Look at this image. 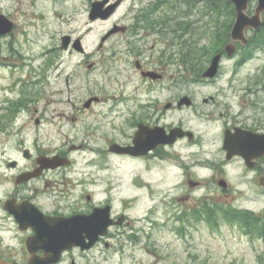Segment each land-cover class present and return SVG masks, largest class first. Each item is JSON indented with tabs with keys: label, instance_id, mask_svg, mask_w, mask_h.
Segmentation results:
<instances>
[{
	"label": "flooded vegetation",
	"instance_id": "1",
	"mask_svg": "<svg viewBox=\"0 0 264 264\" xmlns=\"http://www.w3.org/2000/svg\"><path fill=\"white\" fill-rule=\"evenodd\" d=\"M12 1L29 2V14H46L34 10L39 0ZM83 1L86 14L97 1H104L102 10L119 2L110 14L128 4L124 14L134 21L108 37H119L122 43L115 42L107 58L110 66L128 59L125 66L132 74L119 95L86 90L79 106L68 102L69 110L58 98L45 101L41 92L34 99L29 71L17 77L22 82L18 97L0 99V264H29L31 256L45 254L44 248L29 251L34 216L80 223L95 212L96 223L109 221L92 248H67L55 264H80L83 253L98 248L118 254L128 246L137 248L149 226L157 224L152 217L156 209L167 210L177 235L200 225L241 232L242 220L245 226L253 222L256 198L264 200V26L248 30V41L233 43L231 53L226 51L229 35L211 48L195 47L199 54L191 55V32L184 45L178 28L168 39L163 35L170 31L175 12L170 7V15L160 13L167 0ZM151 14L169 20H150ZM88 31L76 37L62 34L69 43L64 50L60 37V48L72 53L79 39V63L93 72L98 63L90 61L92 54L85 49ZM93 45L95 51L103 47ZM215 55L217 69L206 76ZM74 91L81 89L75 86ZM39 97L44 106L33 107ZM48 112V122L57 117L69 129L59 128L57 140H30L27 127L30 134L35 132L47 122ZM78 114H84L83 127L90 126L81 138ZM86 114L93 115L87 125ZM146 200L151 204L144 210ZM90 224L75 227V239L90 241Z\"/></svg>",
	"mask_w": 264,
	"mask_h": 264
},
{
	"label": "rangeland",
	"instance_id": "2",
	"mask_svg": "<svg viewBox=\"0 0 264 264\" xmlns=\"http://www.w3.org/2000/svg\"><path fill=\"white\" fill-rule=\"evenodd\" d=\"M173 5L177 11L174 10L170 31L163 35L168 39L171 30L178 28V34L182 32L184 45L191 32L192 39L187 41L188 53L191 55L199 54L195 47L211 48L217 42L215 38L218 31H221L217 26L224 27L233 18V14H224L223 11L221 14L211 13L206 0H169L159 10L160 13L169 14ZM255 5L256 0H250V11H253ZM86 6L87 3L83 0L58 3L39 0L35 3L34 10L46 14H29L27 1L0 2V12L14 22L12 32L0 37V99L5 96L18 97L22 82L20 83L17 77L26 76L28 71L29 79L37 81L36 86H29L30 95L36 99L37 93L41 92L45 101L48 96L50 100L58 98L64 103L66 110H69V101L79 106V100L84 97L86 90L98 89L116 96L124 90L126 76L132 74V69L125 66L128 59L124 64L119 62L110 66L107 58L114 43H122L119 37L109 39L98 51H95L96 46L93 42L98 46L100 38L114 24L130 25L134 21L131 16L127 17V14H124L128 4H122L109 18L95 21H90L89 14L84 12ZM56 9L59 14H53ZM160 18V14H151L148 17L150 20L158 21ZM168 20V17H165V21ZM86 30L89 31L84 37L85 49L92 54L90 61L98 63L93 72L84 70L79 63L82 56L77 51L69 53L60 48L62 34L70 33L76 37ZM191 44L193 47L189 48ZM183 45L180 47L185 50ZM182 69L179 62V73ZM75 86L81 89V92L74 91ZM54 92L58 93L54 96L52 94ZM35 106H44V100L40 98L38 103L33 102V107ZM83 115L78 114L77 138H81L83 131L90 127H83L81 123ZM49 116L50 112L46 116L47 122L37 127L35 132L32 131L30 134L29 126L27 127L30 140L34 136L41 140L49 138L57 140L59 128L69 129V125L57 117L54 121L48 122ZM85 118L86 125L93 121V115L86 114ZM149 204L151 201L146 200L143 204L146 205L144 210ZM252 206L260 212L264 208V200L256 198ZM152 217L157 224L149 226L145 240L137 248L128 246L121 254L112 252L114 249L108 250L112 252L110 253L106 249L98 248L96 252L83 253L77 261L80 264H264L263 240L249 239L228 226L221 227L220 232L214 233L201 225L194 226L186 234L177 235L172 232L167 210L156 209Z\"/></svg>",
	"mask_w": 264,
	"mask_h": 264
},
{
	"label": "water",
	"instance_id": "3",
	"mask_svg": "<svg viewBox=\"0 0 264 264\" xmlns=\"http://www.w3.org/2000/svg\"><path fill=\"white\" fill-rule=\"evenodd\" d=\"M235 9V19L231 27V43L226 46V51L231 53L233 49V42H247V38L245 36V31L248 28L257 29L261 23V14L264 13V0H257V5L254 8V15L249 16L247 11L249 8V0H230ZM104 1L93 2L91 14H89L90 20H95L97 18L106 19L117 6L118 2L110 6V9L102 10V5ZM13 28V23L3 14H0V35H5L9 33ZM121 27L115 26L112 30H110L105 36L101 38L103 42L109 35L117 32ZM62 47L64 49L67 48L69 43V36L65 35L61 39ZM79 44V39L75 40V48L81 50ZM219 56L216 55L209 68L205 71L204 75H213L216 71V67L218 64ZM92 218V228L94 232H92V236L89 234L90 242L85 243L83 239L80 241L79 239H75L73 230L75 227L81 226L84 229L88 222L82 220L80 223L77 220H59L54 223H48L46 219H43L38 216H34V221L30 223L33 229L35 230V236L29 239V251H32L33 248H44L45 254L43 257H32L29 260V264H52L58 261L59 253L68 247H72L74 245H80L82 249L89 248L93 245L94 239L96 236L104 231L108 222L101 223L95 222L96 214L94 213L92 216H89L88 219ZM46 220V221H44ZM97 229V231H96ZM48 251L51 254H48Z\"/></svg>",
	"mask_w": 264,
	"mask_h": 264
},
{
	"label": "trees",
	"instance_id": "4",
	"mask_svg": "<svg viewBox=\"0 0 264 264\" xmlns=\"http://www.w3.org/2000/svg\"><path fill=\"white\" fill-rule=\"evenodd\" d=\"M206 1L208 8L213 14H221L222 11L224 14H235L233 6L229 0H224L223 3H221V1L219 3L217 0H206ZM167 24L169 25L168 22ZM229 26H230L229 24L224 25V27H222L224 28L223 31H218L217 36L215 38V42L216 40L217 42H223L224 40H226V38L228 37ZM217 27L220 28L221 26H217ZM254 218L259 219L258 217H254ZM251 227L253 228L254 230L253 232L255 234L264 237V224L263 225L255 224L254 226ZM248 229L250 230V226H248Z\"/></svg>",
	"mask_w": 264,
	"mask_h": 264
}]
</instances>
